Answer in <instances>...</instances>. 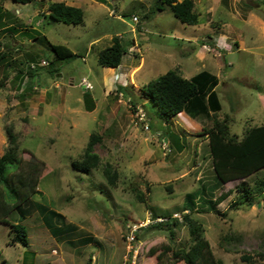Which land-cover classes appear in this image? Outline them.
I'll list each match as a JSON object with an SVG mask.
<instances>
[{"label": "rangeland", "instance_id": "rangeland-1", "mask_svg": "<svg viewBox=\"0 0 264 264\" xmlns=\"http://www.w3.org/2000/svg\"><path fill=\"white\" fill-rule=\"evenodd\" d=\"M49 2L81 5L84 24L65 25L43 16ZM194 2L199 21L187 26L157 0L2 1L0 12L10 13V25L25 30L31 23L36 32L26 29L30 38L16 39L0 33V156L7 146L4 129L11 126L24 165L44 166L26 216L8 218L25 228L28 245H10L13 234L0 224V264H49L57 258L51 250H59L61 243L73 248L76 260L53 264H156L158 253L150 256L151 248L191 243L184 216L201 227L200 236L222 264H243L242 256L264 264V193L232 207L240 193L237 185L252 186L264 171L215 186L207 138L201 135L211 126L209 119L182 112L169 120L141 90L170 70L185 79L204 70L218 78V116L230 117L231 134L241 138L247 128L264 123V0ZM41 36L77 56L48 66L54 55ZM113 36L124 46L133 41L138 46L126 51L116 69L107 70L97 54ZM139 110L145 114L143 124ZM92 133L101 137L92 147L100 169L74 170L71 162L81 158ZM105 164L117 173L113 185L103 176ZM201 183L213 208L195 199L197 206L189 212L184 197L198 195ZM48 211L61 215L62 230L50 233L58 223L43 219ZM149 215H176L173 237L166 230L140 228L128 252L129 227L142 225ZM85 238L91 242L82 245ZM78 246L83 247L76 251ZM162 264H172L168 255Z\"/></svg>", "mask_w": 264, "mask_h": 264}, {"label": "trees", "instance_id": "trees-1", "mask_svg": "<svg viewBox=\"0 0 264 264\" xmlns=\"http://www.w3.org/2000/svg\"><path fill=\"white\" fill-rule=\"evenodd\" d=\"M0 0V7L2 6ZM13 2L26 5L35 0H12ZM160 5L170 9L173 16L182 24L195 26L199 21V13L196 10L194 0H157ZM158 8V7H156ZM1 10V9H0ZM48 16L55 22L65 25H83L84 11L82 8L67 5L64 2H49L47 4ZM10 16L9 12H0V25L4 24L3 20ZM10 20H7L9 22ZM14 28V26H11ZM47 44L48 49L53 53V61L48 66L58 61H69L77 55L64 45L52 44L45 36L39 37ZM129 46H124L121 38L113 36L110 44L100 50L97 54V62L103 68H117L126 53ZM4 59V54L0 56V61ZM32 69V68H31ZM33 70V69H32ZM32 72H28L31 76ZM3 81L0 82V89L3 87ZM218 85V78L207 72L201 71L189 79H185L178 74V71L170 70L158 76L145 84L141 90L145 99L154 104L159 112L167 119H172L180 113H185L192 119L206 118L211 122L208 129L203 128L202 136L207 138L208 154L211 161L214 185H224L231 181L245 180L257 176L264 171V123L247 128L241 138L230 132V117L224 115L219 118L221 103L215 91ZM117 90L125 91V87H118ZM126 92V91H125ZM89 110V109H88ZM7 146L0 156V224L9 226L13 234L10 245L20 243L28 245L27 233L21 224L9 223L8 218L12 214H18L22 219L27 214V205L31 202V197L38 192V178L44 164L32 162L24 165L19 156V142L17 134L11 126L4 129ZM167 137V136H165ZM168 138V137H167ZM173 142L178 138L171 137ZM168 140H170L168 138ZM101 137L96 133L89 136L88 142L83 150V155L77 160L71 162L74 170L84 173H90L100 169V159L92 152L94 144L99 143ZM178 151L182 150V145H177ZM31 157H34L30 154ZM14 167L13 171L10 168ZM104 178L110 185L117 178V173L105 164L102 168ZM204 184L201 183V191L198 193H187L184 197L183 207L185 210L192 212L200 200L206 209H212L213 204L206 200L204 193ZM237 200L233 202V208L241 203L242 200H249L252 195L264 193V177H257L252 186L244 184L243 181L237 185ZM201 193V194H200ZM136 197L143 201V197L136 191ZM223 197H219V200ZM199 204V203H198ZM206 204V205H205ZM49 216L43 218L48 224L58 223V227L50 229L55 232L62 230L64 222H59L60 214L54 211H48ZM153 217V216H152ZM157 217V216H156ZM155 218V217H153ZM164 223L150 225L154 229L166 230L170 238L173 237L174 228L178 223L175 218ZM188 221V230L191 237V243L187 248L177 247L173 249L167 245L161 248H151L148 253L150 256L155 255L156 264L163 263V257L169 256L172 264L181 262L182 264H222L211 253L208 242L204 240L200 233L202 229L199 225H192L188 216H184ZM57 226V225H56ZM60 233V232H59ZM62 234V233H60ZM56 234V235H60ZM227 239V238H225ZM224 239V240H225ZM243 264H252L250 257L242 256Z\"/></svg>", "mask_w": 264, "mask_h": 264}, {"label": "crops", "instance_id": "crops-1", "mask_svg": "<svg viewBox=\"0 0 264 264\" xmlns=\"http://www.w3.org/2000/svg\"><path fill=\"white\" fill-rule=\"evenodd\" d=\"M70 6H75V7H79V8H82V6L81 5H79V4H69ZM45 15H48V13H45L43 16H45ZM11 16V15H10ZM119 18V17H118ZM3 22H4V24L2 25V27H1V25H0V33H3L4 35H6L7 33L9 34V35H13L12 36V38L13 39H16V38H18L19 36H22V37H28V38H30L29 37V34L31 33V32H36L33 28H32V24L31 23H27L28 25H25L26 27H29V29L28 28H24L25 30H23L22 28H13V27H11L12 25H10V21L9 22H7V19H4L3 20ZM26 29H28V31L30 32H28ZM131 31H133V29L131 30ZM38 33V32H37ZM8 36V35H7ZM50 42V41H49ZM59 45H61V44H59ZM136 46H138V43H136L135 41H133L132 42V45L130 46V47H128V50H127V52H129V49L131 48V49H135L136 48ZM216 46V45H215ZM218 46V45H217ZM107 70H113V69H116V68H106ZM107 84V83H106ZM179 115V114H178ZM91 242V241H90ZM90 242H88V238H85L84 240H83V243L82 242H80L82 245H87V244H89ZM69 244H71V243H69ZM77 244V243H76ZM83 246H78V247H74V248H76V251H78L80 248H82ZM73 248H70V246H64V244H62L61 243V245H59V250L58 249H56L54 252H52L53 251V249L51 250V254L53 255V256H55V257H57L56 258V260H54V261H52L51 263H49V264H53V262H56V261H59V262H61V263H69V262H73L74 261V256L73 255H75V254H73L72 252H75V251H73L72 250ZM98 259V257L96 256L95 257V260H97ZM76 260V259H75ZM92 261L93 260H88V262H87V264H92Z\"/></svg>", "mask_w": 264, "mask_h": 264}, {"label": "built area", "instance_id": "built-area-1", "mask_svg": "<svg viewBox=\"0 0 264 264\" xmlns=\"http://www.w3.org/2000/svg\"><path fill=\"white\" fill-rule=\"evenodd\" d=\"M133 20L135 21L136 20V18L135 17H133ZM41 64H44L43 62L41 63ZM87 88H89V86H87ZM137 119L140 121V122H142V124H143V122L145 121V114H143L142 112H141V110H139L138 111V114H137ZM145 129H147V125H145ZM172 218H176V215H173L172 216ZM169 219H164V218H162V217H155V218H152V216L151 215H149L146 219H145V221H144V223L142 224V225H137V226H134V225H132L131 227H129V230H128V236H127V242H128V244H127V251L128 252H130V247H131V244H132V242L134 241V239H135V236H136V232L140 229V228H142V227H147V226H149V225H153V224H158V223H164V222H166V221H168ZM130 246V247H129Z\"/></svg>", "mask_w": 264, "mask_h": 264}, {"label": "clouds", "instance_id": "clouds-1", "mask_svg": "<svg viewBox=\"0 0 264 264\" xmlns=\"http://www.w3.org/2000/svg\"><path fill=\"white\" fill-rule=\"evenodd\" d=\"M152 216V215H151ZM153 218V217H152ZM150 226V225H149ZM149 226H147V227H149ZM142 228H145V227H142Z\"/></svg>", "mask_w": 264, "mask_h": 264}]
</instances>
